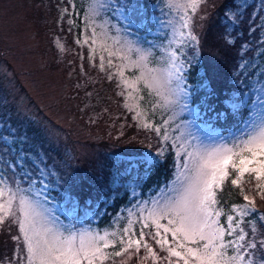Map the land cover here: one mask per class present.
Wrapping results in <instances>:
<instances>
[{
    "label": "rangeland",
    "instance_id": "374dc122",
    "mask_svg": "<svg viewBox=\"0 0 264 264\" xmlns=\"http://www.w3.org/2000/svg\"><path fill=\"white\" fill-rule=\"evenodd\" d=\"M215 1L206 0L193 13L191 9H171L167 0H155L159 8L154 11L162 23L156 24L146 39L141 34L139 42L130 50L124 44V33L117 31L122 24L114 11L101 8L96 15L91 13L96 2L111 3V0H0V156L9 164L17 153L28 158L22 169L7 168L0 163V174L9 180L13 189L19 185L25 190L31 187L41 191L39 199L45 201L53 224L63 237L74 234L77 246L81 234H85L86 240L96 237V246L103 257L98 256L95 264H184L185 259L188 264H198L196 255L203 252L206 241L174 238L171 230L164 231V227L171 229L169 220L172 217L160 218L158 223L164 227L159 229L149 217V210L155 207L153 200H159L172 187L183 162V152L177 155V149L169 148L161 158L162 162L165 158L169 161V175L148 189L142 186L147 172L141 170L139 176L133 173L114 181L113 166L129 154L156 153L161 141L152 126H162L165 120L175 116L169 120V133L175 138L181 134L178 125L193 118L188 112H180L179 105L168 103L165 106L163 96L167 92L164 89L158 95L154 87H149L154 76L163 77L172 71L168 54L181 47L178 32L187 31L180 29V18L185 14L192 17V30L199 38L204 36L209 22L212 21L213 26V36L205 37L204 43L200 38L197 57L189 46H183L187 55L181 59L200 66L196 73L199 81L195 86L187 81L188 84L203 94L199 86L206 79L213 87L225 92V96L247 101L235 123L222 125L218 122L223 118L217 119L215 112L201 107V117L196 120L200 130H194L199 136L197 143L232 146L233 140L245 130L246 123L258 114L259 102L264 98V29L261 28L264 10L260 7L261 0H233L221 12L212 13L219 11L216 9L219 2L211 7ZM234 3L248 5L241 9L242 23L238 25L232 22L228 13L229 9L236 10ZM249 34L253 36L251 41L243 38ZM128 39L136 40V37ZM170 41H173L171 47ZM136 49L151 54L141 60L143 53ZM109 52L113 54L110 56ZM86 69L90 70L91 79L101 80L99 92L111 97L109 102L113 107L109 115L113 114L111 118L115 121L112 124L104 123L106 116L96 111L91 99L79 103L72 101L69 103L71 108L68 104L70 86L78 84L79 72ZM194 100L193 108L199 106V100L195 97ZM97 122L102 129H90V124ZM145 124L149 127H144ZM207 125H211L214 132L209 133ZM30 126L34 131L28 135L26 129ZM123 133H128L127 137L122 136ZM84 139L105 143L104 146L97 143L93 148ZM164 143L171 145L172 141ZM65 149L64 156L57 158L55 152ZM73 162L75 169L71 168ZM87 164L88 169H84ZM228 172L224 182L213 189L216 203L211 205V211L220 215H213L212 219L225 228L230 223L228 216H232L233 221H240L232 224L231 234L224 236L225 242L235 240L244 228L246 239H254L259 244L264 236L257 221L263 213L253 201L264 193V187H261L264 178L257 180L254 173L241 176L239 183L232 185L240 193L242 202L225 210L219 203V192L226 181L231 183L237 177L231 166ZM91 180L95 181L97 189L87 188ZM69 184L74 195L90 196L86 193L91 190L97 200L92 198L93 203L86 201L85 206L78 202L73 211L63 198L64 188ZM43 185H47V189ZM24 194L35 196L34 192ZM245 196L249 200L246 201ZM115 197L123 200L109 222L101 225L105 208L100 203L111 204ZM18 199L19 196L12 206L16 216L20 215ZM245 205H248V213L241 216L240 209ZM252 208H255L254 213ZM157 231L159 235H156ZM3 233L6 238L1 235ZM18 235H21L19 226L9 215L0 225V240L5 241L0 245V264H20V258L26 255L22 236L20 241L13 239ZM161 239L167 241L163 247L156 242ZM137 240L139 246L135 243ZM169 248H174L181 256L170 255ZM187 249H193V254L186 255ZM117 252L120 255H115ZM226 254L234 255L231 249H227ZM81 264H87V261Z\"/></svg>",
    "mask_w": 264,
    "mask_h": 264
},
{
    "label": "snow or ice",
    "instance_id": "6c2138e0",
    "mask_svg": "<svg viewBox=\"0 0 264 264\" xmlns=\"http://www.w3.org/2000/svg\"><path fill=\"white\" fill-rule=\"evenodd\" d=\"M204 3L206 0H167L169 8L191 9L193 13H196ZM246 7H248L246 3H234L236 10H228L234 24L242 23L240 20L243 15L241 9ZM260 7L264 10V0H261ZM101 8L114 11L118 22L122 24V27L117 31L124 33V44L130 50L139 42L141 34L146 39L155 25L162 23L154 11L159 8V4L155 0L96 2L91 8L92 15H96ZM191 21V16L186 14L181 16L180 29H187V31L178 32V43L181 47L171 50L168 54V64L172 71H168L163 77L154 76L149 87H154L158 95L160 90L164 89L167 92V95L163 96L165 106L168 103L179 105L180 112H188L193 118L178 125L181 134L175 138L169 133V120H173L175 116L165 120L162 126H152V130L160 137L161 141L156 153L129 154L123 159H118L113 166L115 169L113 180H122L125 175L133 173L139 176L141 170L148 172L152 168L160 166L161 158L169 151V148L177 149V155L182 151L183 162L180 171L176 174L172 187L159 200H153L155 207L149 210V217L154 219L158 229L164 227L158 223L160 218L163 216L172 217L169 220L171 229L164 227V231L167 233L171 230L174 238L180 236L185 241H195L196 239L206 241L203 245V252L196 255L198 264H264V240L259 241L258 244L254 239H246L247 233L244 228H241L240 234L236 236L235 240L225 242L224 236L226 233L231 234L232 224H239L240 221H233V217L228 216L227 219L230 223L225 228L212 219L213 215L219 216L220 213L211 211V205L216 203L213 189L220 186L228 177L229 166L237 173V177L231 181L233 185H237L245 173H254L257 180L264 178V159H257V157H264V98H261L259 102L258 114L246 123L245 130L233 140L232 146H228L226 143L214 146L197 143L199 136L194 134V130H200V125L196 123V120L201 117V107L205 111L215 112L217 119L223 118L227 121L241 115V110L247 101L237 100L232 95H221L219 90L209 84L206 79L199 86L203 89V94L188 84L193 61L181 59V56L186 57L187 55L183 46H189L194 57H197L200 44L199 36L192 30ZM107 23L106 21L105 24ZM261 28L264 29V23ZM93 35L95 36V32ZM132 36H135L136 40L128 39ZM172 43L173 41L169 42V47ZM136 50L143 53L140 56L141 60H146L147 56L151 54L150 51ZM112 54L109 52L110 56ZM108 63L111 65V60ZM100 66L104 67L103 57H101ZM242 95L244 94L242 93ZM194 97L199 100V106L195 108L191 106L195 102ZM143 126L149 127L147 124ZM207 128L209 133L214 132L211 125H207ZM169 140L172 141L171 145L164 143ZM245 153L249 155H245ZM27 162L28 158L21 153H17L10 164L3 161L0 156V163H4L7 168L19 167L22 169ZM47 187V185H43V188L47 189ZM25 192H34L35 196L25 195ZM6 194L7 199L4 200ZM17 196H19V216H16V213L12 211L13 202L17 200ZM40 196L41 191L31 187L25 190L16 185L13 189L9 180L0 174V225L9 215L13 217V222L18 224L21 235L13 237V239L20 241L22 236L23 247L26 249V255L20 258V264H81L85 260L87 264H95L98 256L103 257L101 249L96 246V237H88L86 240L85 234H81L78 246L74 234L66 238L63 237L60 230L54 226L49 214L50 210L47 209L45 201L39 199ZM63 198L68 205H71L73 211L78 207V200L74 196L70 184L64 188ZM244 199L249 200L248 196H245ZM249 204L252 202L249 201ZM251 211L254 213L255 208H252ZM247 213L248 205H245L240 209V215L245 216ZM260 221H264V215H261L257 221L259 226L264 228V223H260ZM254 231L255 229H253ZM143 235L144 233L141 231V237ZM156 235H159V231ZM99 239L103 240L105 237H99ZM156 242L163 247L167 241L161 239ZM135 243L137 246L140 245L139 240ZM144 246L148 247L146 242ZM129 247H131V241ZM227 249H231L234 255H227ZM148 250L151 251L150 248ZM168 251L170 255L181 256V253L174 248H169ZM193 251V249H187L186 255H192ZM257 251L260 252L259 261L255 258ZM152 254L155 255V253ZM115 255H120V253L117 252ZM184 264H188L187 259Z\"/></svg>",
    "mask_w": 264,
    "mask_h": 264
},
{
    "label": "trees",
    "instance_id": "16d2710c",
    "mask_svg": "<svg viewBox=\"0 0 264 264\" xmlns=\"http://www.w3.org/2000/svg\"><path fill=\"white\" fill-rule=\"evenodd\" d=\"M232 1L233 0H221V1L217 0V1H215L216 3L215 4L213 3L214 5H211V7H214L219 2V4L217 5V8H216V9H219V11L212 12V13L221 12V10H223L224 6L228 5V4L230 5ZM211 20H212V18H211ZM209 23H210V26H208L207 29H205L204 32H203L204 36L202 37V35H200L201 42H203V43L205 42L207 37L213 36V33H212L213 32V26H211L212 21L209 22ZM214 26L217 27V23L216 22L214 23ZM243 38H246L247 41H251L253 39V36H252V34H249L248 36L243 35ZM204 66H206V64H204ZM55 67L57 69H59V70H62V67L60 68V66H56L55 65ZM206 67H205V69L207 70ZM199 68H200V66L194 65L190 69V72H189L188 81L190 83L194 84V86L199 81V78L196 77V73H197ZM89 71L90 70L87 71V69H86L85 71L82 72V70H81L79 72L80 77H79L78 84L70 86V90H69V93L67 95L68 104L70 102H72V101H75V102L79 103V101H81V100L89 101L91 99L90 103H92V105H95L96 111L99 112L100 114H103V116H106V122H104V123H111L112 124L115 121L113 120V118H111V116H113V114L109 115V113L111 112V107H113L112 106V102H109V100L111 101V97L109 95H103L101 92H99L100 91L99 89L102 86V82H100L101 80L96 81V79H94V78L91 79L89 77L91 72H89ZM62 78H64V77H62ZM219 92H220L221 95L225 96V92L222 93V90H219ZM87 101H86V103H87ZM66 104H63V105L68 106ZM69 106L71 108V104H69ZM37 109H38L39 112L42 111V108L40 106H39V108L37 107ZM10 110H12V109H10ZM40 114L41 113H39V115ZM100 114H99V116H100ZM236 121H237V118L231 119V120H227V121L225 119H223L222 122H218V123L222 125L224 123L225 124H229V123H232V122L235 123ZM97 123L90 124V129L93 128V127H99V128L102 129V127L99 125V122H97ZM29 128H30L29 130H28V128L26 129V133L28 135H29V133L31 131H34L32 126H30ZM99 128H96V129H99ZM127 134L123 133L122 136H126ZM97 143H99V145H101V146H104L102 144H104L105 141L101 140L99 142H96V140H93V141L90 142V144H91V146L93 148L96 147ZM67 144L68 143H66V145ZM66 150L67 149H65L62 152H55V155L57 156V158H61V157L64 156V153H66ZM1 153H3V152H1ZM170 160H171V158H170ZM164 161H166V162H164ZM168 162H169L168 159L165 158L160 166L154 167L150 171H148L147 174L144 176V181H143V185L142 186H145V188L148 189L152 185L159 184L162 179L166 178L167 175H169L168 173L170 172L169 171V163ZM74 165H75V163L71 166L72 169H75V168H73ZM84 169H88V164L84 167ZM89 187H91L93 189H97V188H95L96 187L95 181H93V180H91V182L89 181V183L87 185V188H89ZM88 191L89 192H87L86 194H88L90 196L84 197V196H80L78 194L74 195L77 198L78 202L82 206L86 205V201H90L91 203H93L94 200H97V199H94L95 198L94 196H92L93 194H92L91 190H88ZM106 194L107 193H105V195ZM92 198L94 200H92ZM118 199L119 198L115 197L110 205H106L104 207L105 208L104 209V214L102 215L103 218L100 219L103 222V223L101 222L102 223L101 225H104V224L108 223L109 222V218H111V216L117 211V207L121 204V202L123 200V199H121V201H120ZM240 202H242V198H241L240 193L232 185V183H230V181H226L225 185L222 187L221 191L219 192V203H220V205L223 206V208L226 210V209L230 208L232 206V204H236V203H240ZM253 202H255V206L257 207L259 212H262L263 215H264V193L262 195H260L259 197H255V200ZM89 203H88V205H89ZM100 205H104V204L100 203ZM258 227H260V226H258ZM259 229L262 231L261 234L264 236V228L260 227ZM4 234L5 233H3L1 235L4 236ZM4 237L6 238L7 235H5ZM4 242L5 241L3 239H1L0 240V245L2 243H4ZM6 244H7V241H6ZM259 256H260V252L257 251V253H256L257 261L259 260Z\"/></svg>",
    "mask_w": 264,
    "mask_h": 264
},
{
    "label": "bare ground",
    "instance_id": "6f19581e",
    "mask_svg": "<svg viewBox=\"0 0 264 264\" xmlns=\"http://www.w3.org/2000/svg\"><path fill=\"white\" fill-rule=\"evenodd\" d=\"M84 142H91V141H89L88 139H84ZM204 143L206 144V142H204ZM108 197H110V196H108ZM111 203H112V202H111ZM103 204H104V205H102V206H104V207H105L106 205H110V204H106V203H104V202H103Z\"/></svg>",
    "mask_w": 264,
    "mask_h": 264
}]
</instances>
